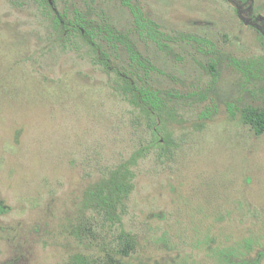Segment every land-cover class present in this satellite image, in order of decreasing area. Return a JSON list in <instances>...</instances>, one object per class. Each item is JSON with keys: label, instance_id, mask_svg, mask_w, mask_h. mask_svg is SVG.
Returning a JSON list of instances; mask_svg holds the SVG:
<instances>
[{"label": "rangeland", "instance_id": "1", "mask_svg": "<svg viewBox=\"0 0 264 264\" xmlns=\"http://www.w3.org/2000/svg\"><path fill=\"white\" fill-rule=\"evenodd\" d=\"M51 1L0 0V264L116 259L118 231L85 221L82 200L127 162L134 185L122 230L134 250L125 264L264 253V133L240 114L264 110V0ZM57 12L131 39L146 62L140 75L171 106L158 126L127 103L79 35L55 31ZM135 12L167 48L140 34ZM100 44L127 62L122 46Z\"/></svg>", "mask_w": 264, "mask_h": 264}, {"label": "trees", "instance_id": "2", "mask_svg": "<svg viewBox=\"0 0 264 264\" xmlns=\"http://www.w3.org/2000/svg\"><path fill=\"white\" fill-rule=\"evenodd\" d=\"M248 0H242L245 4ZM46 6L51 9L47 1ZM80 15V14H79ZM74 16L66 19L65 14L52 13L51 22L53 28L61 35L74 36L79 35L86 44L92 49L97 64L101 70L113 75L119 84V91L121 96L127 103L134 108L140 110L147 118H151L158 126L164 112H169L171 106H168L165 99L162 98L161 92L150 88L140 75L142 72L145 75V60L139 55L135 49L134 43L131 39L122 33L116 31L113 27L108 25L101 26L92 18L85 16ZM136 29L140 34L146 31L148 38L160 46L162 49L167 48L166 44L162 43V37H159L160 32L157 31V26L150 20H145L137 12L134 13ZM159 37V38H158ZM264 45V37H260ZM100 42H105L110 47L116 48L122 46L127 52L128 60L123 64H116L112 58V52L104 50ZM238 66H244L245 72L249 69L247 62L239 63ZM210 70L214 71L212 65ZM218 80V75H213V81ZM241 121L244 125L249 126L256 136L264 133V110L247 105L240 110ZM151 125V124H150ZM152 131L155 132L151 125ZM134 162V161H133ZM132 162H127L112 170H107L102 174L99 181L91 184L85 190L82 207L83 211L87 213L84 220L89 222L91 220L98 222L100 220L102 226L110 229L117 234V244L113 253L116 259L108 256L101 264H125L122 260L131 255L134 250V239L122 230V218L126 207L128 196L133 189V174L128 167ZM115 230V231H114ZM264 253L257 256L253 260L241 259L238 262L228 261V264H260ZM70 264H100L94 259L87 256H76L70 261Z\"/></svg>", "mask_w": 264, "mask_h": 264}, {"label": "water", "instance_id": "3", "mask_svg": "<svg viewBox=\"0 0 264 264\" xmlns=\"http://www.w3.org/2000/svg\"><path fill=\"white\" fill-rule=\"evenodd\" d=\"M49 1V3L52 5V1L51 0H48Z\"/></svg>", "mask_w": 264, "mask_h": 264}, {"label": "flooded vegetation", "instance_id": "4", "mask_svg": "<svg viewBox=\"0 0 264 264\" xmlns=\"http://www.w3.org/2000/svg\"><path fill=\"white\" fill-rule=\"evenodd\" d=\"M45 1H47V2H48V4L51 6V4L49 3V1H48V0H45Z\"/></svg>", "mask_w": 264, "mask_h": 264}]
</instances>
